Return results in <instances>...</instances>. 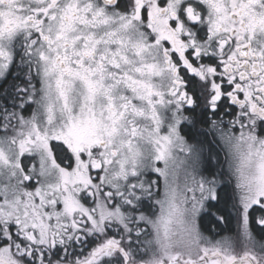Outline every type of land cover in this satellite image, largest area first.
Returning a JSON list of instances; mask_svg holds the SVG:
<instances>
[{
	"label": "snow or ice",
	"instance_id": "snow-or-ice-1",
	"mask_svg": "<svg viewBox=\"0 0 264 264\" xmlns=\"http://www.w3.org/2000/svg\"><path fill=\"white\" fill-rule=\"evenodd\" d=\"M0 264H264V0H0Z\"/></svg>",
	"mask_w": 264,
	"mask_h": 264
}]
</instances>
